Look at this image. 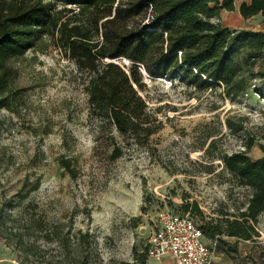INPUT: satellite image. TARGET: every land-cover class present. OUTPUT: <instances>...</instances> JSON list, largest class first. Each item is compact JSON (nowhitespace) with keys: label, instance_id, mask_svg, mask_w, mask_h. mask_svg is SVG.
<instances>
[{"label":"rangeland","instance_id":"rangeland-1","mask_svg":"<svg viewBox=\"0 0 264 264\" xmlns=\"http://www.w3.org/2000/svg\"><path fill=\"white\" fill-rule=\"evenodd\" d=\"M220 21L234 32L264 33L261 17L244 20L238 9L223 10ZM12 67L9 109L0 110V264L133 262L135 252H148L161 212L196 203L203 217L190 216L202 226L250 195L213 157L243 151L247 137L264 134L262 80L253 78L235 102L220 88L198 93L170 79L147 82L143 96L162 109L163 128L138 146L91 116L80 72L67 58L28 53ZM112 137L123 147L117 160L110 158ZM263 148L264 139L256 141L249 157H264ZM62 158L71 160L75 177ZM37 180L39 189L21 199ZM257 228L261 237L253 242L229 239L237 252L216 247V260L264 264V215Z\"/></svg>","mask_w":264,"mask_h":264},{"label":"trees","instance_id":"trees-1","mask_svg":"<svg viewBox=\"0 0 264 264\" xmlns=\"http://www.w3.org/2000/svg\"><path fill=\"white\" fill-rule=\"evenodd\" d=\"M237 9L244 20L264 21V0H248L238 8L234 0H0V110L9 109L17 73L12 64L28 53H56L80 72L91 116L103 118L124 141L148 146L163 121L162 109L143 96L148 91L143 71L152 80L179 81L198 93L220 88L230 102L247 94L253 78L264 82V33L234 32L220 21L223 10ZM117 58L134 64L106 61ZM230 119L226 123L232 129ZM263 139L264 134L249 136L243 151L213 157L237 186L250 191L242 207L221 211L202 226L196 222L204 239L216 241L225 254L237 252L238 241L261 237L257 225L264 215V157L253 161L249 153ZM111 140L110 158L117 160L123 147ZM214 143L204 153L211 154ZM60 164L75 177L70 159L62 158ZM39 187L37 180L21 199ZM179 211L203 217L196 203ZM148 258L147 251L135 252L133 262L122 264H147Z\"/></svg>","mask_w":264,"mask_h":264},{"label":"built area","instance_id":"built-area-1","mask_svg":"<svg viewBox=\"0 0 264 264\" xmlns=\"http://www.w3.org/2000/svg\"><path fill=\"white\" fill-rule=\"evenodd\" d=\"M152 229L148 238L149 257L157 261L169 257L173 264H216L217 242L206 241L189 214L165 210Z\"/></svg>","mask_w":264,"mask_h":264},{"label":"crops","instance_id":"crops-1","mask_svg":"<svg viewBox=\"0 0 264 264\" xmlns=\"http://www.w3.org/2000/svg\"><path fill=\"white\" fill-rule=\"evenodd\" d=\"M248 1V0H247ZM258 160V159H257ZM256 161V160H255ZM147 264H173L171 258L165 257L160 261H157L151 257L148 258ZM216 264H223L221 261L216 260ZM227 264H243L242 262L237 263V261L233 260V258L227 257Z\"/></svg>","mask_w":264,"mask_h":264},{"label":"water","instance_id":"water-1","mask_svg":"<svg viewBox=\"0 0 264 264\" xmlns=\"http://www.w3.org/2000/svg\"><path fill=\"white\" fill-rule=\"evenodd\" d=\"M121 60H123V62L126 64V65H129V64H131L132 62L131 61H129V60H127V59H122V58H117V59H106V61H108V62H114V63H120V61ZM132 64H134V63H132ZM143 74H144V76H145V80H146V82H149V81H151L152 80V78L146 73V72H144L143 71ZM155 80H161L162 81V78H157V79H155Z\"/></svg>","mask_w":264,"mask_h":264},{"label":"bare ground","instance_id":"bare-ground-1","mask_svg":"<svg viewBox=\"0 0 264 264\" xmlns=\"http://www.w3.org/2000/svg\"><path fill=\"white\" fill-rule=\"evenodd\" d=\"M146 76V75H145Z\"/></svg>","mask_w":264,"mask_h":264}]
</instances>
